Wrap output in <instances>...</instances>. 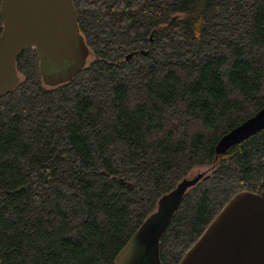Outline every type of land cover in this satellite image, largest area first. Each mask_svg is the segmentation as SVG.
<instances>
[{"label":"trees","instance_id":"16d2710c","mask_svg":"<svg viewBox=\"0 0 264 264\" xmlns=\"http://www.w3.org/2000/svg\"><path fill=\"white\" fill-rule=\"evenodd\" d=\"M73 2L86 66L49 88L25 50L0 97V263L115 264L158 199L206 168L159 241L178 264L236 193L261 190L264 129L215 146L264 107V0Z\"/></svg>","mask_w":264,"mask_h":264},{"label":"water","instance_id":"95a60500","mask_svg":"<svg viewBox=\"0 0 264 264\" xmlns=\"http://www.w3.org/2000/svg\"><path fill=\"white\" fill-rule=\"evenodd\" d=\"M0 19V97L20 83L16 61L25 50L35 51L42 83L49 88L70 82L86 66L90 50L80 34L73 0H1ZM262 129L264 107L221 137L216 155ZM208 171L183 178L161 196L115 264H161L159 241L163 233L185 193ZM178 264H264V180L258 193H236Z\"/></svg>","mask_w":264,"mask_h":264},{"label":"rangeland","instance_id":"374dc122","mask_svg":"<svg viewBox=\"0 0 264 264\" xmlns=\"http://www.w3.org/2000/svg\"><path fill=\"white\" fill-rule=\"evenodd\" d=\"M89 59V58H88ZM87 59V61H88ZM205 170H207L206 168H197L195 169L193 172L190 173V175H188V177H193L194 175L198 174V173H201V172H204Z\"/></svg>","mask_w":264,"mask_h":264}]
</instances>
